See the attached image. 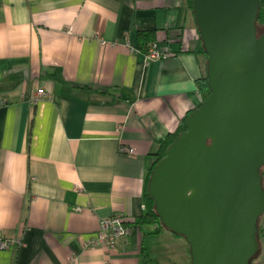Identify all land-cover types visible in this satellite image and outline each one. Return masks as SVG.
<instances>
[{
  "label": "crops",
  "instance_id": "0c3cea01",
  "mask_svg": "<svg viewBox=\"0 0 264 264\" xmlns=\"http://www.w3.org/2000/svg\"><path fill=\"white\" fill-rule=\"evenodd\" d=\"M139 30L169 55L148 58ZM206 59L184 0H0V264H190L182 235L137 219ZM113 213L130 233L85 246Z\"/></svg>",
  "mask_w": 264,
  "mask_h": 264
},
{
  "label": "water",
  "instance_id": "95a60500",
  "mask_svg": "<svg viewBox=\"0 0 264 264\" xmlns=\"http://www.w3.org/2000/svg\"><path fill=\"white\" fill-rule=\"evenodd\" d=\"M259 0H193L210 94L151 170L162 224L191 264H248L264 211V30Z\"/></svg>",
  "mask_w": 264,
  "mask_h": 264
},
{
  "label": "trees",
  "instance_id": "16d2710c",
  "mask_svg": "<svg viewBox=\"0 0 264 264\" xmlns=\"http://www.w3.org/2000/svg\"><path fill=\"white\" fill-rule=\"evenodd\" d=\"M192 3H193V0H184V4L189 8L190 12L193 15ZM256 25L264 27V0H259V8H258V13L256 17ZM154 40H155V30H139L138 31V45H139L140 50L143 51L144 53H147L148 47L152 45V43H154ZM203 51L205 52L204 47H203ZM206 58H207V55H206ZM197 83H198L199 91L201 93V101L199 103L200 105L202 101L210 94V88L208 84L206 69H205V73L202 74V76L197 79ZM187 115H185L180 120V122L178 123V125L176 126L173 132L168 133L164 138L159 140L157 149L153 152L154 161L152 165L150 166L148 173H147V177L145 181V191L143 195V214L137 219V222L153 224L154 229H155L154 232H157L159 229L166 228V227L162 224L161 219L158 213L156 212L154 198L150 196L148 193L149 176H150L151 170L156 165V163L165 155L167 147L176 139L177 135L186 128L185 120H186ZM261 173H262V178H263L264 171H261ZM262 184L264 187V178H263ZM126 223L129 224L128 222ZM176 234H179V233H176ZM258 234L259 236L261 235L264 236V228L263 226H261L260 222L258 224ZM179 235H182V234H179ZM188 249H189V246H188ZM261 256H262L261 258L264 259V256L262 254ZM248 264H252L251 258ZM257 264H260V263H257Z\"/></svg>",
  "mask_w": 264,
  "mask_h": 264
},
{
  "label": "built area",
  "instance_id": "2783aa9c",
  "mask_svg": "<svg viewBox=\"0 0 264 264\" xmlns=\"http://www.w3.org/2000/svg\"><path fill=\"white\" fill-rule=\"evenodd\" d=\"M169 55L168 52H162L160 48L154 43L148 47L146 56L150 59H161ZM48 93L44 86L37 88V95L35 100L43 96H47ZM133 146L122 147V150L127 154H133ZM99 226L94 236L86 238L85 246H97L105 245L109 248L116 247L122 242V240L130 233V227L126 223V219L122 213H113L110 215L102 216L99 218ZM15 239L11 235H7L0 231V249H7Z\"/></svg>",
  "mask_w": 264,
  "mask_h": 264
},
{
  "label": "rangeland",
  "instance_id": "374dc122",
  "mask_svg": "<svg viewBox=\"0 0 264 264\" xmlns=\"http://www.w3.org/2000/svg\"><path fill=\"white\" fill-rule=\"evenodd\" d=\"M263 28L264 27H261V26H257V32L258 34L261 33L263 31ZM154 44V43H152ZM162 51V50H161ZM264 166V165H263ZM262 166V167H263ZM261 167V171H264V167L262 168ZM264 178V177H263ZM263 178H262V181H263ZM259 222L261 223V226H263L264 228V211L262 212V214L259 216L258 218V221H257V225L259 224ZM145 224H148V223H145ZM183 236V235H182ZM184 238V236L182 237ZM185 240V238H184ZM257 240H258V250L256 251V253L251 257L252 259V264H257V263H260V264H264V259H262L261 257V254L264 256V236H259V234L257 235ZM259 252V253H258Z\"/></svg>",
  "mask_w": 264,
  "mask_h": 264
}]
</instances>
